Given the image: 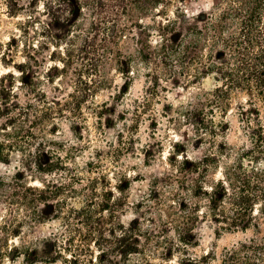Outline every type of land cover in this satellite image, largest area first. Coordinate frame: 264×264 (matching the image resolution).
Returning a JSON list of instances; mask_svg holds the SVG:
<instances>
[{
    "label": "rangeland",
    "instance_id": "374dc122",
    "mask_svg": "<svg viewBox=\"0 0 264 264\" xmlns=\"http://www.w3.org/2000/svg\"><path fill=\"white\" fill-rule=\"evenodd\" d=\"M31 1L0 0V106L7 97V144L15 146L7 147L8 163L0 160V264H220L227 249L255 236L253 228L225 231L210 214L202 217L209 203L201 196L190 200L201 209L192 243L179 237L184 217L167 177L180 175L183 158L208 153L179 109L194 93L214 88V76L196 84L162 79L166 90L137 121L149 86L145 66L129 75L100 66L104 85L80 115L44 116L59 83L65 95L72 91L79 66L57 74L55 66L66 59L67 27L47 14L43 1L37 7ZM219 1L173 0L167 17L157 11L158 22L182 4L203 11ZM248 99L234 94L229 128L217 138L235 151L248 145L239 118ZM23 147L35 152L28 168ZM225 162L210 169L208 183L224 179ZM121 228L128 237L118 242L112 232Z\"/></svg>",
    "mask_w": 264,
    "mask_h": 264
},
{
    "label": "trees",
    "instance_id": "16d2710c",
    "mask_svg": "<svg viewBox=\"0 0 264 264\" xmlns=\"http://www.w3.org/2000/svg\"><path fill=\"white\" fill-rule=\"evenodd\" d=\"M41 1L47 14L68 31L66 59H61V68L55 66L57 74L66 72L68 65L79 66L70 78L72 91L65 95V87L59 83V96L54 106L42 110L44 116L80 115L82 105L104 85L100 66H115L125 75L135 73L134 66H145L149 86L147 99L138 102L137 121L151 100L166 90L160 84L162 79L196 84L214 76V88L194 93L179 109L183 122L207 143L208 151L195 161L183 158L177 170L180 175L167 177L184 217L179 237L183 244L192 243L189 236L201 209L190 200L206 196L209 212H202V217L210 214L225 231L253 228L256 232L248 241L227 249L220 264H264V0H220L203 11L182 4L164 23L158 22L157 11L161 9L167 17L173 0H32L31 4L37 7ZM239 92L249 94L247 102L239 106L248 145L235 151L217 138L229 128L226 114ZM3 93L0 91L2 97ZM4 99L0 106V160L8 163L7 147L13 150L15 146L7 144V97ZM21 152L30 167L35 152L25 147ZM219 157L227 161L224 179L208 183L207 174L218 169ZM44 197L45 192L40 194ZM4 227L7 229V221ZM112 233L118 242L128 237L124 228L119 235L115 230Z\"/></svg>",
    "mask_w": 264,
    "mask_h": 264
}]
</instances>
